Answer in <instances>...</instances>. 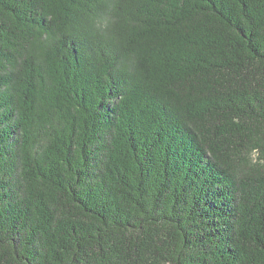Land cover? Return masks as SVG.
<instances>
[{"label":"trees","instance_id":"16d2710c","mask_svg":"<svg viewBox=\"0 0 264 264\" xmlns=\"http://www.w3.org/2000/svg\"><path fill=\"white\" fill-rule=\"evenodd\" d=\"M0 264H264V0H0Z\"/></svg>","mask_w":264,"mask_h":264}]
</instances>
